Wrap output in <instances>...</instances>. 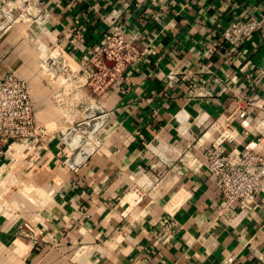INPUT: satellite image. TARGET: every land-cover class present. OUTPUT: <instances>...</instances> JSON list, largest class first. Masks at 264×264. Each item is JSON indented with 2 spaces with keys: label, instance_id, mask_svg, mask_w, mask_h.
<instances>
[{
  "label": "crops",
  "instance_id": "obj_1",
  "mask_svg": "<svg viewBox=\"0 0 264 264\" xmlns=\"http://www.w3.org/2000/svg\"><path fill=\"white\" fill-rule=\"evenodd\" d=\"M34 1L37 22L0 30V79L15 74L29 85L39 122L52 101L60 108V87L41 71L36 45L83 63L121 26L143 57L106 89L89 84L96 95L79 114L47 119L106 114L78 163L62 166L60 130L0 145V264H255L264 180L254 203L235 204L226 221L204 153L221 138L226 152L245 155L255 142L264 156L256 128L264 113L247 108V126L237 115L242 100L264 98V34L237 49L222 37L234 20H260L264 0ZM16 3L0 0V26ZM23 220L37 244L16 236Z\"/></svg>",
  "mask_w": 264,
  "mask_h": 264
},
{
  "label": "built area",
  "instance_id": "obj_2",
  "mask_svg": "<svg viewBox=\"0 0 264 264\" xmlns=\"http://www.w3.org/2000/svg\"><path fill=\"white\" fill-rule=\"evenodd\" d=\"M17 3L3 12L4 21L0 30L4 31L11 24L19 22H37L41 16L39 5L34 0H16ZM155 2L157 0H149ZM264 34V16L258 19L234 20L223 31L224 41L233 48H239L255 32ZM126 28L118 26L107 34L96 51L83 63L74 62L63 49L51 50L44 45H36L39 53V67L43 74L52 79L58 74H71V60L77 64V73L85 79L84 85L94 84L95 90H104L112 83L122 80L126 70L143 57L139 50L126 36ZM74 77V76H73ZM244 108H239L237 115L243 118L241 124L247 126L246 109L253 108L264 113V98H248L241 101ZM242 107V106H241ZM98 114L82 124H99L93 132L94 146L97 145L96 131L104 120L101 109ZM38 114L34 108L29 85L16 76L10 74L0 79V145L23 140H35L39 133L45 131L40 125ZM259 135L264 131V120L256 126ZM220 140V141H219ZM219 138L205 150V166L209 173L218 181L221 204L216 209L217 216L224 220H232L234 205L239 202L254 203L264 180V156L254 152L255 142L246 146V154L237 151L226 152ZM259 140V139H258ZM86 139L81 140V144ZM68 158L65 164L69 161ZM70 165L67 164V166ZM16 236L37 244L38 231L30 221H21L16 228ZM255 264H264V252H254Z\"/></svg>",
  "mask_w": 264,
  "mask_h": 264
},
{
  "label": "rangeland",
  "instance_id": "obj_3",
  "mask_svg": "<svg viewBox=\"0 0 264 264\" xmlns=\"http://www.w3.org/2000/svg\"><path fill=\"white\" fill-rule=\"evenodd\" d=\"M68 63L71 65V69L73 70L72 75L71 74H58L54 76L51 80L55 81V85L60 87V90L55 92L58 96L56 99H54L57 103L60 104V108L56 110L53 105V99L50 98V102L52 101L50 105V109H45L43 113L44 120L42 119L40 125L43 126L44 130L48 133L51 132H56V131H61V141L64 143V147L68 149L69 156L63 161V167L69 164V161L65 164V161L71 157H73V153H76L75 150H72L68 145H67V138L74 135V134H80L81 135V130L79 128L83 127L84 122L88 121L89 118H84L83 115L79 119L76 118H67L66 120H59L58 123L56 121H51L47 120L50 119L49 117L53 118L56 117L58 118L59 115L65 114L66 116H69L71 113H77L80 112L82 107V102L84 103L87 98H90V94L96 95L95 92L92 93V91L88 90L89 84L87 83L86 85H83L85 82V79L81 77L80 73H77V70L79 69L77 64H74L71 60L68 61ZM74 76V77H73ZM77 80V81H76ZM95 93V94H94ZM92 99V98H91ZM63 105V106H61ZM53 108V109H52ZM54 115V116H53ZM56 115V116H55ZM72 115V114H71ZM42 117V118H43ZM91 119V118H90ZM64 122V123H63ZM85 138L80 139L84 140ZM74 140H72L73 142ZM77 142V139L76 141ZM81 147L84 148L86 151L88 148H93L94 145L89 143V142H84V144H81ZM69 166V165H68Z\"/></svg>",
  "mask_w": 264,
  "mask_h": 264
},
{
  "label": "bare ground",
  "instance_id": "obj_4",
  "mask_svg": "<svg viewBox=\"0 0 264 264\" xmlns=\"http://www.w3.org/2000/svg\"><path fill=\"white\" fill-rule=\"evenodd\" d=\"M92 123L85 124L83 127L79 128V130H81V135L80 134H74V135L70 136L71 138H69V137H68L69 139L67 138V144L70 145V148L72 150L77 151L78 149H81V150L86 151L84 148L81 147V143H80L81 137L85 138L86 142H89L91 144L94 143L93 132L99 123L98 122H95L94 124H92ZM73 138H77V144H75V145H73L71 142L73 140ZM74 154H75V156L71 157V159L69 161V163L71 165L78 163V159L76 160V153H74Z\"/></svg>",
  "mask_w": 264,
  "mask_h": 264
}]
</instances>
